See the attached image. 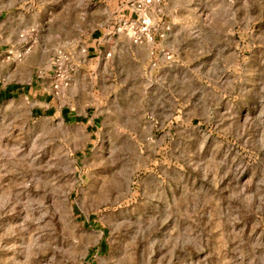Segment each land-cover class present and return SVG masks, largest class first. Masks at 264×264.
<instances>
[{"label": "rangeland", "instance_id": "obj_1", "mask_svg": "<svg viewBox=\"0 0 264 264\" xmlns=\"http://www.w3.org/2000/svg\"><path fill=\"white\" fill-rule=\"evenodd\" d=\"M16 1L43 42L116 17L109 0ZM162 1L159 70L54 50L78 77L55 105L94 127L0 102V264H264V0ZM51 56L19 77L49 79Z\"/></svg>", "mask_w": 264, "mask_h": 264}, {"label": "crops", "instance_id": "obj_2", "mask_svg": "<svg viewBox=\"0 0 264 264\" xmlns=\"http://www.w3.org/2000/svg\"><path fill=\"white\" fill-rule=\"evenodd\" d=\"M108 2L116 14L113 22L107 23L102 28L93 29L85 37L74 27L71 30H63L62 32L48 29L45 36L47 37L46 41L43 42L41 33L43 28L39 27L41 26L40 23L37 21L35 23L28 22L26 15L21 12L16 14L17 19L12 21L14 18L7 11L16 8L19 4L16 0H0V102L25 103L29 100L32 117H63V119H73L74 121H77L79 117H83L85 120L82 124H86V128L94 127V123L97 117H99L95 112L80 113L74 107L58 108L55 105L54 97L51 93L52 72L50 68L49 79L38 80L37 77H33L29 82H26L19 77V73L33 71L36 68V63L30 60L36 53L39 56H41V53L44 55L46 52L49 53V56L52 55L49 61L50 65L54 50L60 47L62 43H64L68 49L67 51L73 57L82 56V63L93 59L106 60L105 56L107 57L108 54L113 53L118 59L127 56L136 61V65L143 66L147 64L148 68L152 70L157 68L159 70V66L155 68L151 67L152 59L149 55L148 46L133 45L125 36L115 32L114 28L117 18L123 12L119 8L123 0H109ZM127 15H130V13L128 12ZM164 23L168 24L165 21ZM33 29L36 30V40H41V42L36 43L32 52L24 60L15 61L6 59L5 52L9 46L13 44L14 46H18V48L20 47L19 34ZM165 43L166 39L161 42L162 46ZM83 49H85V53L81 52ZM109 66L110 64L107 60L104 70H100L99 73H108ZM73 82L76 87L78 85V77L74 76L71 84ZM71 86L68 88V91L72 89ZM74 94L75 92L72 93V95Z\"/></svg>", "mask_w": 264, "mask_h": 264}, {"label": "built area", "instance_id": "obj_3", "mask_svg": "<svg viewBox=\"0 0 264 264\" xmlns=\"http://www.w3.org/2000/svg\"><path fill=\"white\" fill-rule=\"evenodd\" d=\"M128 10L130 15L121 13L117 18L115 32L125 36L133 45L149 47V55L152 59L151 66H158L161 60L165 64L173 61V55L161 44L171 31L169 24H165L161 19L154 18L153 15H160L163 10L162 0H128L124 4V9ZM34 30L27 31L19 35L20 47L5 52L8 60L21 61L27 56L33 48L31 36ZM85 53V49L81 50ZM109 56V54H108ZM71 55L70 53L58 49L50 62L52 72V90L53 96L59 97L71 86Z\"/></svg>", "mask_w": 264, "mask_h": 264}]
</instances>
